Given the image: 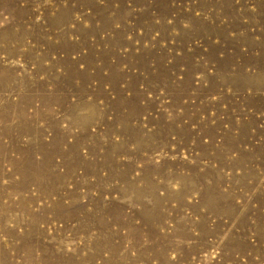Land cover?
Wrapping results in <instances>:
<instances>
[{
    "label": "rangeland",
    "instance_id": "obj_1",
    "mask_svg": "<svg viewBox=\"0 0 264 264\" xmlns=\"http://www.w3.org/2000/svg\"><path fill=\"white\" fill-rule=\"evenodd\" d=\"M0 264H264V0H0Z\"/></svg>",
    "mask_w": 264,
    "mask_h": 264
}]
</instances>
